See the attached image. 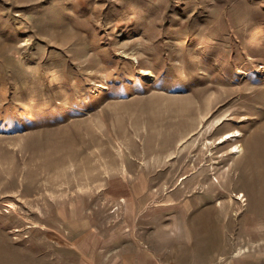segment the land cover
Here are the masks:
<instances>
[{
  "label": "rangeland",
  "instance_id": "obj_1",
  "mask_svg": "<svg viewBox=\"0 0 264 264\" xmlns=\"http://www.w3.org/2000/svg\"><path fill=\"white\" fill-rule=\"evenodd\" d=\"M263 131L264 0H0V264H264Z\"/></svg>",
  "mask_w": 264,
  "mask_h": 264
},
{
  "label": "bare ground",
  "instance_id": "obj_2",
  "mask_svg": "<svg viewBox=\"0 0 264 264\" xmlns=\"http://www.w3.org/2000/svg\"><path fill=\"white\" fill-rule=\"evenodd\" d=\"M261 132H262V131H261ZM263 132H264V131H263ZM256 133H257V132H256ZM256 133H255L254 135H257V136H258V133H259V132H258L257 134H256ZM261 135H262V134H261ZM232 136H234V135H232ZM258 137H259V136H258ZM229 138H231V136H228V139H229ZM259 138H260V137H259ZM259 138H258V139H259ZM261 138H263V137H261ZM255 140H256V139H255ZM259 140L261 141V139H259ZM259 140H257V141H259ZM262 140H264V139H262ZM253 142H254V141H253ZM255 143H256V141H255ZM256 144H257V143H256ZM263 144H264V143H263ZM257 145H258V144H257ZM261 146L263 147V145H261ZM262 147H261V148H262ZM239 148H240V147H239ZM259 148H260V147H259ZM255 149H256V148H255ZM255 149H254V150H255ZM251 150H253V149H250V151H251ZM237 151H238V150H237ZM256 151H257V150H256ZM238 152H239V151H238ZM253 152H254V151H253ZM232 153H233V152H232ZM254 153H256V152H254ZM262 153H263V152H262ZM258 154H259V153H258ZM251 155H252V154H251ZM251 157H252V156H251ZM248 158H249V157H248ZM259 163H260V162H259ZM260 164H261V163H260ZM259 166H260V165H259ZM233 168H234V167H233ZM250 170H251V169H250ZM254 170H255V169H254ZM254 170H253V171H254ZM263 171H264V170H263ZM254 172H255V171H254ZM257 173H258V172H257ZM229 174H230V173H229ZM245 176H247V175H245ZM249 177H250V176H249ZM241 178H242V177H241ZM247 179H248V178H247ZM261 185H262V184H261ZM261 187H262V186H261ZM263 187H264V186H263ZM252 189H253V188H252ZM244 196H245V195H244ZM242 198H243V197H242ZM1 260H2V259H1ZM11 260H12V259H11ZM13 262H14V260H13ZM6 263H7V262H6ZM18 263H19V262H18Z\"/></svg>",
  "mask_w": 264,
  "mask_h": 264
}]
</instances>
